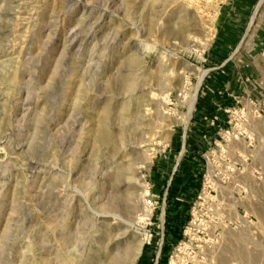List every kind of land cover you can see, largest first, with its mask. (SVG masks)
Masks as SVG:
<instances>
[{"label": "rangeland", "instance_id": "374dc122", "mask_svg": "<svg viewBox=\"0 0 264 264\" xmlns=\"http://www.w3.org/2000/svg\"><path fill=\"white\" fill-rule=\"evenodd\" d=\"M225 1L0 0V264H264V0L231 46Z\"/></svg>", "mask_w": 264, "mask_h": 264}, {"label": "crops", "instance_id": "0c3cea01", "mask_svg": "<svg viewBox=\"0 0 264 264\" xmlns=\"http://www.w3.org/2000/svg\"><path fill=\"white\" fill-rule=\"evenodd\" d=\"M227 1V9L229 8V11H226L225 9L224 14H226V19L230 20L231 22L227 21L226 24L223 23L224 29L226 28V31L224 32L226 33L223 36L221 34V40L223 43L230 44L231 46L239 38H241V31L243 29L247 17H249V12L250 10H252V8L255 9L256 5L255 0H226L225 2ZM252 14L254 13L252 12ZM251 19L252 17H250L249 20Z\"/></svg>", "mask_w": 264, "mask_h": 264}, {"label": "bare ground", "instance_id": "6f19581e", "mask_svg": "<svg viewBox=\"0 0 264 264\" xmlns=\"http://www.w3.org/2000/svg\"><path fill=\"white\" fill-rule=\"evenodd\" d=\"M204 72L200 73L199 77H198V83L196 85V87H194V92L192 93V95L189 97V100L188 102L186 103L187 104V112L183 115H180L178 120H179V124H181L184 128L187 127L188 123H189V120L191 118V113L193 111V108H194V105H195V102H196V97H197V91H198V88L200 86V83L202 81V78L204 76ZM184 85V84H183ZM104 118V117H103ZM105 121V120H104ZM105 126V125H104ZM99 134H100V138L101 139H106L107 136H106V132H105V129L103 127V125L101 126V128L99 129ZM142 199V198H141ZM146 206V204H145ZM142 216L143 217H149V213H150V210L148 209V207L146 206L143 211H142ZM235 254V253H234Z\"/></svg>", "mask_w": 264, "mask_h": 264}, {"label": "built area", "instance_id": "2783aa9c", "mask_svg": "<svg viewBox=\"0 0 264 264\" xmlns=\"http://www.w3.org/2000/svg\"><path fill=\"white\" fill-rule=\"evenodd\" d=\"M155 202H154V198L153 197H150V198H148L147 200H146V206L148 207V208H151V209H153V210H155L156 208H155Z\"/></svg>", "mask_w": 264, "mask_h": 264}]
</instances>
